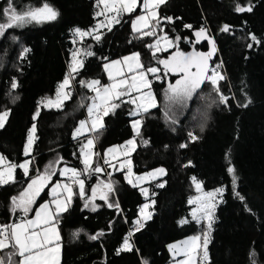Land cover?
<instances>
[{"label": "trees", "instance_id": "trees-1", "mask_svg": "<svg viewBox=\"0 0 264 264\" xmlns=\"http://www.w3.org/2000/svg\"><path fill=\"white\" fill-rule=\"evenodd\" d=\"M44 3L58 12L56 20L7 29L0 38V111L11 110L0 129V154L17 166L13 180L0 185V225L13 224L19 218L11 198L18 197L29 185L18 167L26 158L35 157L40 175L52 160L56 161L52 170L55 174L50 177L53 181L59 176V166L68 163L82 173L88 192L93 177L106 179L102 175L85 176L77 153L78 141H74L73 133L86 116L93 96L80 81L108 83L105 63L133 52L145 60L151 58L153 49L148 46L163 35L178 41L175 47L187 51L192 32L203 28L214 38L224 63L226 77L218 83L228 98L227 105L219 102V95L205 82L171 129L162 119L161 105L132 117L133 105L125 97L115 100L120 106L102 116L103 127L94 133V163L100 166L105 148L134 139L135 148L127 156L132 170L139 174L164 167L166 173L143 185L148 193L145 197L143 187L129 184L123 169L113 168L114 191L107 196L108 202L119 203V210L109 208L104 200L97 202L95 211L83 209L80 196H74L57 224L62 244L59 264H143L145 260L148 264H167L171 260L168 244L192 235L200 237L197 264H264V0H165L157 8L155 29L151 25L139 32L131 29L132 19L141 12L136 9L123 14L111 28L100 30L99 40L92 36L79 39L75 33L77 28L88 30L95 25L97 0H14L17 10ZM237 3L251 6L252 11L236 12ZM6 5L7 0H0V22L5 18L2 9ZM166 17L172 18L171 22ZM225 25L229 31L221 30ZM149 30L156 35H142ZM25 48L30 51L22 57ZM78 49L82 51L83 67L72 74L75 79L67 90L71 98L59 108L44 106V100L55 95L68 75L69 57ZM200 49L205 51L204 41ZM150 78L153 80L154 75ZM14 79L16 89L11 88ZM164 83L161 78L151 85L159 100ZM135 118L141 120L139 135L132 129ZM33 124L35 138L26 156L24 145ZM189 132L198 139L192 141ZM182 144L187 146L182 148ZM228 167L235 169V191ZM193 177L204 190L225 187L210 231L204 222L190 217L188 200L196 193ZM237 192L245 198L243 201ZM146 201L151 202L150 218L148 215L143 227L129 239L132 250L117 254L128 237L127 227L139 218V209ZM100 232L104 235L90 239Z\"/></svg>", "mask_w": 264, "mask_h": 264}, {"label": "snow or ice", "instance_id": "snow-or-ice-1", "mask_svg": "<svg viewBox=\"0 0 264 264\" xmlns=\"http://www.w3.org/2000/svg\"><path fill=\"white\" fill-rule=\"evenodd\" d=\"M117 2L120 4V7L118 9L115 8V4L113 5V10L117 12V16L120 13L128 12L131 13L135 10V7L137 5V0H117ZM165 0H146L144 7L147 9L149 6L153 8V17L156 16L155 9L158 8L160 4H163ZM236 12L242 13V12H251L252 7L251 6H241L239 3H237L235 9ZM2 15L6 17V22L0 23V36H3L7 29L12 28H19L23 27L24 25L28 23H42L45 21H54L57 19L58 12L54 10L48 3H44L42 6L36 7L34 9L29 8L27 10L18 11L15 7L14 0H7V5L2 9ZM171 22L170 17L164 18ZM112 21H110L111 23ZM114 22H119L118 19L114 18ZM137 22H146L145 16H140L137 18V21L133 22V28L135 31L139 32L140 29L136 27ZM159 23V21H157ZM186 27H191L190 25H186ZM222 31H229V26L225 25L222 29ZM76 35L80 37H84L88 35L87 32L81 31L80 29H75ZM144 36H155L156 32L154 30L145 31L142 33ZM197 38H201L205 35V29L201 28L199 31L195 33ZM13 39H16L13 37ZM96 40L100 39L99 35L95 36ZM163 39L167 40V37H163ZM180 38L177 37V40ZM251 39L256 41L257 38L255 35L251 36ZM210 43H214L213 41H209ZM259 42V41H257ZM159 44V40L156 42ZM148 47H153L152 45H149ZM249 48L252 47L251 44L248 45ZM214 50V48H213ZM30 51L29 49L25 48L23 49V52L21 56L25 53ZM79 51V50H78ZM86 55H93L92 52H86ZM212 52H209L207 54L205 53H197L193 52L190 54H185L179 50H177L173 56L170 59H164L160 60L159 63L163 65V68L165 70V75H167V72L172 73H182L181 79L177 80L175 84H169L168 88L166 90L165 96L170 104H176L180 106H186L187 101L192 99L193 95L197 92L198 89L201 88V86L208 82L212 85L213 91H215L219 95V102L221 104L227 105L228 98L221 92V89L219 87L218 81L220 79H223V76L220 75L215 69H209L208 68V60L211 58ZM125 61L128 60H134L136 62V68L137 69H143L142 71H139L138 78L136 75H133L131 77V82H129L126 78H121L117 80L115 83H113L110 86L103 87V95H101V90L99 87L100 81L93 80L90 83H86L85 81H80L81 85L86 86L90 88L91 90L95 91L97 93V97L103 102V105H106L102 107L101 105H97L96 103H93L91 107L88 108L89 114L93 116L94 118L91 120V127L90 131L97 132L99 129L97 128V124L101 121L102 117L100 115V112H103V115H108L110 110H114L115 108L119 107V104L116 103H110L111 100H121L124 96H131V92L133 89L137 93H140L143 89H148L147 92L144 93L143 96L140 97L141 102H137L136 98L129 99L128 103H132L135 105V109L130 112V115L132 116H140L142 113H147L150 108L156 107V98L150 91L151 88V82L146 79L147 75L151 74L156 76L157 79H160L157 73L161 71L158 67H147L144 68V65L140 62L139 59V53H134L130 57H125ZM119 63V62H116ZM83 67V61L77 60V52L72 53V64L70 65V73L65 76V79L59 84L58 88V100L55 104L57 108L62 106V100L59 99V91L65 90L70 86V82L72 79H75V76L72 75L73 73L78 74L79 68ZM106 68H109V65H105ZM132 66L129 65V69L131 70ZM195 69V71H193ZM209 71H211V74L209 75ZM111 77V73H109ZM123 76V74H121ZM18 87L17 82L15 79L11 83V88L16 89ZM70 93L64 92L63 99H70ZM124 102V101H122ZM251 101H249L250 103ZM49 104L52 103V101H48ZM243 107H247V105H243ZM11 113L10 109H4L3 111H0V129L4 128L5 123L7 121V118L9 117ZM39 113H37L38 115ZM167 115V113H166ZM35 119V117H34ZM175 123V120L172 121ZM86 121L80 122V127L76 130L74 133V138H77L79 134H81V129H83L86 125ZM140 124L141 120L136 119L132 122L133 128L136 130V134L139 135L140 130ZM99 127L102 128L103 124L99 123ZM201 131L204 130L203 126H201ZM36 131V126L33 124L32 128L29 130V137L28 142L25 147V155H28L30 153L32 144H33V134ZM188 136L192 141H195L198 139L197 136H195L192 132L188 133ZM128 144H133V140H129L127 142ZM147 143V141H145ZM93 145V139L89 138L87 139L86 144L82 146V154H83V163H84V172L88 174L92 173H101L103 169L100 166H96L94 169L91 168V160L90 156L91 153L84 151V149L90 148ZM186 144H182L181 147H186ZM109 152L114 151V149H109ZM3 160V157H0V161ZM104 163H109L108 160H104ZM130 163V162H129ZM17 167L16 165L9 164L7 170L0 171V185L8 184L13 180V170ZM20 168H22L25 172V174L29 171V162H25L19 165ZM68 171H71L72 174V182L75 184H78L79 186V194L81 197L84 196V190H85V181L80 178L81 172L76 169H65L64 172H61V175H65ZM131 170L129 169V172ZM228 173L231 175L232 178V184H233V190L235 191L237 176L235 174V169L233 167H228L227 169ZM156 173L163 174L164 169H158L155 170L153 173H149V175L155 176ZM54 171H48L43 176L38 177L35 180H32L31 183L28 185L27 189H25L23 192L19 194L18 197H12V205H13V211L19 210L27 215L29 211L31 210L30 206L34 203V198L39 195L41 189L43 188V181L48 180L51 175H54ZM127 178V177H126ZM142 179V177H141ZM193 182H196V178L193 177ZM131 182V181H129ZM35 186V187H34ZM163 184H158L157 187H163ZM63 188L65 192L68 193V195L65 197L64 200H60L57 196V189ZM97 187H100L99 185ZM103 188L107 190V193H111L114 191L113 184L112 183H106L103 185ZM196 189L197 191H200L201 184L196 182ZM145 192L147 190H144ZM53 196L56 197V199L53 200L52 203L55 204V211H49V204L45 203L41 205L40 211L36 213V218L31 220H22L20 223H13L10 225H0V264H59V240L60 235L57 231L56 225L59 222L60 214L62 212H66L67 204L71 201L73 191L71 184L65 183L63 185L57 184L53 190ZM97 188H93L92 190V197L89 199H93L96 196ZM224 192V188H217L213 192H208L205 194L206 199H202L201 197H194L189 200L190 204H196L197 207L193 209L192 211V219L200 222L202 220L207 219L209 222L207 224L208 231L212 228V214L214 211V205L212 203V199L217 194L222 195ZM236 195L243 201L245 198L243 196H240V194L237 192ZM100 199L107 202V205L109 208H116L119 210V203L118 202H108V196L107 194H101ZM154 203V201H152ZM85 207H89V203H85ZM149 205L145 204L143 208L141 209V212L144 211V209L148 208ZM247 208V205H245ZM92 210H96V206L92 205ZM41 213H43V222L46 227L43 228L42 231H36L37 228L40 227V221L42 219ZM150 218V214L149 217ZM181 223H187V221H181ZM135 224L138 225V227L135 229L136 231H139V228L143 227V224L140 220L135 221ZM79 230L74 233V235H78ZM104 235L103 232L98 233L97 235L91 236L90 239H98L99 236ZM131 235V233H130ZM208 233H204V246L205 249L207 247L208 239H207ZM200 237H194L193 240H198ZM190 243V241H185L183 244L187 246ZM171 250L179 252H184L185 256H187V251L184 247H180L178 245H170L169 246ZM132 245L129 243V238L126 237L124 239L123 245L120 249L117 250V254H119L120 251H131ZM205 256H207V252L205 251ZM16 257H19V260L16 259ZM143 264H148V262L145 260L143 261ZM178 264H186V261H179ZM255 264V262H253Z\"/></svg>", "mask_w": 264, "mask_h": 264}, {"label": "rangeland", "instance_id": "rangeland-1", "mask_svg": "<svg viewBox=\"0 0 264 264\" xmlns=\"http://www.w3.org/2000/svg\"><path fill=\"white\" fill-rule=\"evenodd\" d=\"M145 2H146V0H137V5L135 7V10L138 9L137 6H140V9L139 10H141L142 13L139 16H137L135 19H133V21L131 22V29L132 30H134V28H133V22L137 21V18L140 17V16H145L146 17V22H137L136 27L138 29L142 30L143 28L147 27L148 25L150 26L151 24H153V23H151L152 22V17H153V15H152L153 8L151 6H149L146 9L144 7ZM114 4H115V8L116 9H118L120 7V4L117 2V0H97V4H96V7L97 8H96V13H95V17L97 18V20H96L95 25L93 27H91L90 29H88V30H81V31L87 32L88 35H86L84 37H80V36L77 35V37L79 39H83V38H87L89 36H92L94 38H95L96 35H99L100 36V34H99V31L100 30L111 28L115 23H117V22H114V18H116V19L119 20L120 17L123 14H127L128 13V12H123V13H120L117 16V12L113 10V5ZM42 5H39V6H42ZM39 6H35V7H33V6L25 7L22 10H27L29 8L34 9L36 7H39ZM22 10H18V11H22ZM110 21H112V22L110 23ZM4 22H6V17L0 23H4ZM28 24H31V23H28ZM32 24H39V23L33 22ZM151 26H153V29H155V25L154 24L151 25ZM0 38H1V36H0ZM157 40H159V44L156 43ZM171 44H172V42L169 41L168 39L165 40V39H163V37H159V38H157L152 43V46H153L152 49H153V51H152L151 58H147L145 60V59L141 58V56L139 55L140 62L144 65V68L145 67L146 68L147 67H158V65H157V63H158L159 66L161 67V72L164 74L165 79H166V81L168 83H169V77H170V75L172 74V75L175 76L176 73H172V72L169 71V72H167V75H165V70L163 68V65H161L159 63V61L160 60H164V59H170L173 56V54L177 50H179V49H177L176 51H173L171 54L167 55L165 58H158L157 59L158 60L157 63L154 62L153 57L156 56L155 52H159L162 49L163 50H166V49H168V48L171 47ZM78 50L74 51V52H77V60H82L83 61L82 51L81 50L78 51ZM134 53H137V52L129 53V54H127V55H125V56H123L121 58H118V59L109 61V62H107V63L104 64V71H105V74H106L107 78L109 79V82L106 83V84H104V85L97 86L101 90V95H103V91H102L103 90V87L110 86V85H112L113 83H115L117 80H119L121 78H126V79L129 80V82H131V77L133 75H136L137 78H138L139 71H142L143 69H137L136 68V62L134 60H128V61H125L124 60L125 57H130ZM116 62H119V63H116ZM71 64H72V53H71V55L69 57V61H68V74L70 73V65ZM105 65H109L110 67L109 68H106ZM129 65L132 66L131 70L129 69ZM109 73H111V77H110ZM121 74H123V76H121ZM150 75L151 74L147 75L146 79H148L151 82V85H152V82L153 81H161V74H160V72L156 74V75H158L160 77V79H157L156 76H154V78L152 80L150 78ZM179 78L181 79V77H179ZM91 81H93V80H91ZM58 88H59V85H58ZM58 88H57V91H56V93H55V95L53 97L47 98V99L44 100V102H43L44 106L57 108L55 106V104H56V102L58 100ZM167 88L161 90V92L163 93L164 96H165V93H166ZM67 90H68V88H66L65 90H60L59 91V99L62 100V103H63V101L66 100V99H63V95H64V92H68ZM147 91H148V89H143L140 93H137L135 91V89H133L132 92H131V96H127L126 95L124 97L127 100H129L131 98H136L137 99V102L139 103V102H141L140 101V97L143 96L144 93L147 92ZM150 91L152 92V94L156 98V105L157 106H160L162 102H165L164 109H166L168 113H171L170 116L171 117L172 116L174 117L172 119V121L175 120V123H176V121L178 120V118L186 110V108L188 106L189 100L187 101V105L186 106H180V105H176V104H170L169 101L167 100L166 96H165V98H166L165 101L162 100V99L159 100L158 97H157V95H156V92L154 91V89L152 87L150 88ZM48 101H52V103L49 104ZM114 101L115 100H111L110 99V103H114ZM93 103H96L97 105H101L102 107L106 106V105H103V102L97 97V93L95 91H93V96H92V98H91V100L89 102V105L87 107L86 116L82 119V121H86L88 123H86V125H85V127L83 129H81V134H79V136H84V135H88V134L91 133L89 129L91 127V120L94 117L89 114L88 108L91 107L93 105ZM132 105H133V107H132V110L131 111H133L135 109V105L134 104H132ZM150 109H153V108H150ZM110 111H112V110H110ZM176 112H178V113H176ZM130 116H132V115H130ZM132 117H136V116H132ZM136 119H139V118H135V119H133V121L136 120ZM164 121H165V123L167 122L166 124L168 125L167 126L168 128L173 129L175 123H173L172 121H170L169 118H164ZM99 123H102L103 124V120L101 119V121ZM99 123L97 124V128L98 129L100 128L99 127ZM140 126H141V124H140ZM79 127H80V123H79L77 129ZM132 129H133L134 133L136 134V130L133 128V126H132ZM87 130H89V131L87 132ZM28 137H29V135H28ZM28 137H27V140H26V143H25V146H24V151H23L24 152V155H25V147H26L27 142H28ZM34 138H35V133L33 134V141H34ZM131 140L134 141V139H131ZM127 142H124V143H122L120 145H115V146L107 147L102 152L103 158L109 161V163H108L107 166H108L109 171L111 173H112L113 168H116L117 171H120V170L123 169V166L125 164H127L128 165V175L126 176L127 178L124 177L125 181L128 182L129 184L133 185V186H139V187H142L145 183L150 182L152 180H155V179L163 176L166 173V169L164 167H156V168L150 169L148 171H145V172L136 174L132 170L131 165L129 163L130 160L127 157V156H129L133 152V150L135 148V141L131 145L128 144ZM32 146H33V144H32ZM93 146H94V143H93V145L90 148L84 149L85 151L91 153V156H90L91 165H92V162H93V155H94V153H93ZM109 149H114V151L109 152L108 151ZM31 150H32V147H31ZM31 150H30V153H31ZM30 153L28 155H30ZM28 155H26V156H28ZM0 157H3V160L0 161V171L7 170L8 166H9V162L4 158V156L0 155ZM121 157L123 158V160H119ZM83 159H84V157H83V154H82V161H83ZM25 162H29V160L26 159L22 163H25ZM161 168L164 169V173L163 174L156 173L155 176L149 175V173H153V172H155V170H158V169H161ZM129 169L131 170L130 172H129ZM14 174H15V169L13 170V178H14ZM44 174L45 173L41 174V176H43ZM141 177H142V179H141ZM80 178L83 179L81 176H80ZM103 181H104V184H106V183H112L113 184V180L112 179H111V181H108L107 179H105ZM129 181H131V182H129ZM196 182H198V183L201 184V182L198 181V180H196ZM196 182H194L196 193L192 197H190L189 200L191 198L198 197V196L201 197L202 199H206V196H205L206 193L213 192L215 189L221 188V187H217V188L211 189V190H204L202 188V184H201L200 191H197V189H196ZM104 184H102V185H104ZM76 185H77L78 195H80L79 194V191H80L79 190V186H78V184H76ZM223 188H224V191H225V187H223ZM104 191H105V193L103 192V194H107V190L105 189ZM143 194H144V191H143ZM221 196L222 195L217 194L216 196L213 197L212 203L214 205V210L216 208V205L220 201ZM189 200H188V203H189ZM145 204H148L149 205V204H151V202H148L147 201V202H145L141 206V208L139 209V216H138L139 218L146 219V217H148V215H149L147 208L144 209L143 212H141V209L143 208V206ZM190 206H191V209H190V212L189 213H190V217L192 218V211H193L194 208L197 207V205L196 204H190ZM90 208H92V207H90ZM213 215H214V211H213V214H212V220H213ZM200 222H204L207 225L209 221L207 219H205V220H202ZM194 237H199V236H196V235L188 236L186 238L173 241V242H171L168 245L169 253H170L171 257L173 258L172 261L170 263H168V264H178L179 261H186V264H197V254H198V249L200 248V238L198 240H193ZM185 241H190V243L187 246H185L183 244V242H185ZM170 245H178L180 247H184L185 250L188 253L187 256H185L184 252L177 253L176 251L171 250L170 247H169Z\"/></svg>", "mask_w": 264, "mask_h": 264}, {"label": "crops", "instance_id": "crops-1", "mask_svg": "<svg viewBox=\"0 0 264 264\" xmlns=\"http://www.w3.org/2000/svg\"><path fill=\"white\" fill-rule=\"evenodd\" d=\"M137 8L138 9H140V6H137ZM141 11V10H140ZM155 12H156V16L155 17H152V22L151 23H153L154 24V22L156 21V18H157V8L155 9ZM142 13V11L139 13V14H137L133 19H135L137 16H139L140 14ZM133 19H132V21H133ZM131 21V22H132ZM152 25V24H151ZM149 26V25H148ZM147 26V27H148ZM147 27H145V28H147ZM145 28H143V29H145ZM195 33L196 32H192V34L191 35H194L192 38V41L193 40H197L198 38L196 37V35H195ZM161 37H165V35H163V36H161ZM167 37V36H166ZM167 39L169 40V41H171L168 37H167ZM191 40V39H190ZM172 42V41H171ZM178 42V41H177ZM177 42H172V44H171V47L170 48H168V49H166V50H161V51H159V52H155V54H156V56L155 57H153V60H154V62H156L157 63V59L158 58H165L167 55H169V54H171L173 51H176L177 49H179V51L181 50L180 48H178V47H175V45H176V43ZM188 42H189V40H188ZM162 51H169V53H167L165 56H163V57H161V56H159L158 55V53H160V52H162ZM157 65H158V67L161 69V67L159 66V64L157 63ZM160 74H161V78H164V80H165V83H164V86L159 90L160 91V94H161V99L162 100H164L165 101V96L163 95V93L161 92V90L162 89H165V88H167L168 87V85L171 83V84H175L176 83V81L177 80H179L180 78H176V75L174 76V75H170V77H169V83L166 81V79H165V76H164V74L160 71ZM189 102H190V100H189ZM189 102H188V104H189ZM164 104H165V102H162L161 103V106H162V108H163V111H162V119H163V121H164V118H169L170 119V121H172V119L174 118L173 116L171 117L170 115H171V113H168L167 112V110L166 109H164ZM166 113H167V115H166ZM176 113H178V112H176ZM175 113V114H176ZM168 116V117H167ZM179 119V118H178ZM82 121V120H81ZM80 121V122H81ZM79 122V123H80ZM79 123H78V125H79ZM164 123H165V121H164ZM167 123V122H166ZM165 123V124H166ZM78 127V126H77ZM77 129V128H76ZM89 130H87V132H88ZM91 133H93V135H95L94 133L95 132H93V131H90ZM75 133V132H74ZM74 133H73V135H74ZM28 135H29V132H28ZM28 137V136H27ZM89 138H91V139H93V143H94V146H93V153H94V155H93V162H92V165H91V168L89 169V171H91V169H94L96 166H99V165H97V164H95L94 163V157H95V152H96V138H95V136L94 137H92V136H87L86 138H84L83 140H80V141H78V151H77V153H78V155H79V159H80V161H81V163H82V166H83V170H84V163H83V161H82V146L84 145V144H86V142H87V139H89ZM27 140V139H26ZM34 142V141H33ZM26 143V142H25ZM25 146V145H24ZM24 151V150H23ZM85 151V150H84ZM1 155V154H0ZM3 156V155H2ZM5 158V157H4ZM6 159V158H5ZM26 159H28L29 160V171H28V173L27 174H25V172L22 170V168H20L19 167V165L24 161V160H26ZM26 159H24V160H22L19 164H18V167L21 169V171H22V174H23V176H24V178H26L28 181H29V184L31 183V181L32 180H35V179H37L38 177H41V175L39 174V173H41V171L39 170V168H37V166H36V164H35V162H36V159H35V157H30V158H26ZM7 160V159H6ZM57 162L56 161H54V160H52L49 164H48V166H47V168L45 169V171L43 172V173H46V172H48V171H52L53 169H54V167H55V164H56ZM9 164H11V163H9ZM108 164V163H107ZM13 165V164H12ZM33 165L35 166V168H34V171H32V168H33ZM16 168V167H15ZM65 169H72V167L71 166H69V164L67 163H63L62 164V166L60 165L59 166V169H58V172H59V176H58V178L57 179H55L54 181L53 180H50L51 178H49L48 180H45V181H43V188L41 189V191H40V193H39V195H37L35 198H34V203L30 206V208H31V210L29 211V213H27V215L25 216V214L23 213V212H21V211H19V218L17 219V220H15V222L14 223H20L22 220H31V219H35L36 218V213L38 212V211H40V208H41V205H43V204H45V203H47V204H49V211H52V212H54L55 211V204L54 203H52L53 202V200L54 199H56V197H54L53 196V192H52V190H53V188L57 185V184H60V185H63V184H65V183H68V184H71V187H72V191H73V195H72V198H71V201L67 204V208L70 206V204L72 203V200H73V198H74V196H76V195H78V192H77V185L75 184V183H73L72 182V179H69L67 176H66V174L65 175H61V172H64V170ZM84 172V171H83ZM42 173V174H43ZM85 176H87V177H90V176H94V175H100L99 173H92V174H88V173H86V172H84L83 173ZM15 175V174H14ZM126 177V176H125ZM162 177V176H161ZM84 179V181L86 182V179L85 178H83ZM148 183V182H147ZM102 184H104V181H103V179L102 178H98V177H93V181L91 182V187H90V189H89V192L86 190V185H85V190H84V196L83 197H81V195H79L80 196V198L82 199V207H83V209H87V210H92V208H90V207H92V205L94 204L95 206H96V208H97V205H98V201L99 200H101L100 199V195L104 192L105 193V189L103 188V185ZM146 184V183H145ZM3 185H5V184H3ZM100 186V187H97V186ZM102 185V186H101ZM143 187V186H142ZM93 188H97V192H96V196L93 198V199H89L90 197H92V195H93V193H92V190H93ZM141 190L142 191H144V190H146V187H143V188H141ZM41 195H45L44 196V198L40 201V202H38L36 205H34L35 204V201L41 196ZM68 195V193L67 192H65L64 191V189L61 187V188H59V189H57V196L59 197V199L60 200H64L65 199V197ZM144 196L145 197H148V193H147V191L145 192L144 191ZM86 202H88L89 203V207H85V203ZM147 202V201H146ZM148 202H150V201H148ZM144 204V203H143ZM142 204V205H143ZM141 205V206H142ZM149 206H150V204H149ZM141 208V207H140ZM147 210H148V214H149V207L147 208ZM41 216H42V219H41V221H40V227L39 228H37L36 229V231H42L43 230V228L44 227H46L45 225H44V222H43V213H41ZM31 218V219H30ZM56 227H57V231L59 232V228H58V226L56 225ZM59 235H60V232H59ZM186 238V237H185ZM59 246H60V251H59V263H60V261H61V257H62V244H61V236H60V240H59ZM169 245V244H168ZM168 247V246H167ZM199 250V249H198ZM168 251H169V249H168ZM170 254V253H169ZM198 255V254H197ZM170 257H171V255H170ZM172 257H171V260L168 262V263H170L171 261H172ZM167 263V264H168Z\"/></svg>", "mask_w": 264, "mask_h": 264}, {"label": "built area", "instance_id": "built-area-1", "mask_svg": "<svg viewBox=\"0 0 264 264\" xmlns=\"http://www.w3.org/2000/svg\"><path fill=\"white\" fill-rule=\"evenodd\" d=\"M218 54V53H217ZM211 69H215L220 75L223 76V78L226 77V73H225V67H224V63L222 61L221 56L218 54V57L216 58V60L214 61V63L211 65L210 70ZM211 74V71H209V75ZM221 80V79H220ZM101 117L103 116V112H100ZM77 129H75L74 132H76ZM87 136H92L94 137L93 133H90L88 135H84V136H79L77 138H74V141H80L83 140L84 138H86ZM104 158L102 157V155L100 156V167L103 169V171L101 173H99L100 175L104 176L108 181H111V172L109 171V168L107 166V164L104 163ZM123 175L127 176L128 175V165L125 164L123 166ZM66 176L71 179L72 174H70L69 172L66 173ZM140 220L141 223L144 225L145 219L143 218H137L136 220H134L131 225H129L127 227V236L129 237V239H133V234L136 232V228L138 227L137 224H135V221ZM140 229V228H139ZM131 233V235H130Z\"/></svg>", "mask_w": 264, "mask_h": 264}, {"label": "water", "instance_id": "water-1", "mask_svg": "<svg viewBox=\"0 0 264 264\" xmlns=\"http://www.w3.org/2000/svg\"><path fill=\"white\" fill-rule=\"evenodd\" d=\"M201 41L206 43V49L203 51V53L207 54L209 52H212L211 58L208 60V64L210 65V62L214 59L215 55L217 54V46L215 43L214 38L208 33V31L205 29V35L200 38ZM213 41L214 43H210L209 41ZM214 48V50H213Z\"/></svg>", "mask_w": 264, "mask_h": 264}, {"label": "flooded vegetation", "instance_id": "flooded-vegetation-1", "mask_svg": "<svg viewBox=\"0 0 264 264\" xmlns=\"http://www.w3.org/2000/svg\"><path fill=\"white\" fill-rule=\"evenodd\" d=\"M202 41L200 38H198L197 40H193V41H189L188 42V48L187 51L185 50H180L181 52L185 53V54H190L193 52H197V53H203V51L200 49L201 45H202ZM211 64V62H210ZM210 67V65L208 64V68ZM193 71H195V69H193ZM182 76V73H176V78H179Z\"/></svg>", "mask_w": 264, "mask_h": 264}, {"label": "bare ground", "instance_id": "bare-ground-1", "mask_svg": "<svg viewBox=\"0 0 264 264\" xmlns=\"http://www.w3.org/2000/svg\"><path fill=\"white\" fill-rule=\"evenodd\" d=\"M200 30V29H199Z\"/></svg>", "mask_w": 264, "mask_h": 264}]
</instances>
